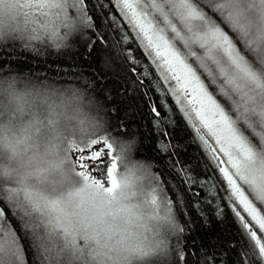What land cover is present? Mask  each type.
<instances>
[{
  "label": "snow or ice",
  "instance_id": "snow-or-ice-1",
  "mask_svg": "<svg viewBox=\"0 0 264 264\" xmlns=\"http://www.w3.org/2000/svg\"><path fill=\"white\" fill-rule=\"evenodd\" d=\"M113 3L226 181L247 238L239 264H264V0ZM92 29L87 0H0V42L22 41L37 54L77 39L91 50ZM7 63L0 264H190L186 225L159 174L134 159L127 126L85 116V107L108 112L91 81H22L5 73Z\"/></svg>",
  "mask_w": 264,
  "mask_h": 264
},
{
  "label": "trees",
  "instance_id": "trees-1",
  "mask_svg": "<svg viewBox=\"0 0 264 264\" xmlns=\"http://www.w3.org/2000/svg\"><path fill=\"white\" fill-rule=\"evenodd\" d=\"M87 7L94 24L88 35L96 41L91 50V41L84 39L67 49L42 47L39 54L25 49L22 41L0 42V60H8L5 73L59 88H83L91 81L108 112L85 107V116L127 126L137 142L134 159L148 162L159 174L186 225L183 244L194 253L190 264H239L243 257L238 253L247 247V238L231 211L227 184L216 162L167 94L113 0H87ZM5 44L11 45L6 51ZM128 163H134L131 156Z\"/></svg>",
  "mask_w": 264,
  "mask_h": 264
},
{
  "label": "rangeland",
  "instance_id": "rangeland-1",
  "mask_svg": "<svg viewBox=\"0 0 264 264\" xmlns=\"http://www.w3.org/2000/svg\"><path fill=\"white\" fill-rule=\"evenodd\" d=\"M150 60H151V59H150ZM151 62H152V61H151ZM152 63H153V62H152ZM153 65H154V64H153ZM154 68H155V70H156L157 75H158L159 78H160V81L163 83V85H164V87H165V90L167 91V94H169V95L171 96V94L168 92V86H167V84L161 79L160 74H159L157 68L155 67V65H154ZM171 97H172V96H171ZM172 99H173L174 102L176 103V101H175V99H174L173 97H172ZM176 104H177V103H176ZM177 106H178L179 109L181 110L180 105L177 104ZM181 112H182V111H181ZM182 114L184 115V112H182ZM184 117L186 118L187 122H188V123L194 128V130L197 132L196 127L193 126V123H191V122L189 121L188 117H186L185 115H184ZM197 126H198V124H197ZM210 143H211V141H210Z\"/></svg>",
  "mask_w": 264,
  "mask_h": 264
}]
</instances>
